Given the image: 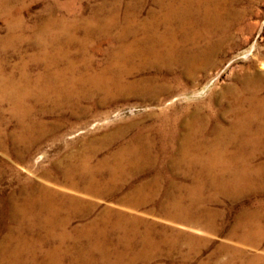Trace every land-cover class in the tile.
<instances>
[{"label": "rangeland", "instance_id": "rangeland-1", "mask_svg": "<svg viewBox=\"0 0 264 264\" xmlns=\"http://www.w3.org/2000/svg\"><path fill=\"white\" fill-rule=\"evenodd\" d=\"M161 1H1L0 70L4 76L11 72L17 78L21 72L35 76L46 64L53 62L51 57H57V51L65 49L66 34H71L75 40H84L90 21L114 18L119 20V24L101 33L94 26L93 32L87 35L90 68L97 71L106 69L108 63L114 65L106 72L104 79H110L108 87L100 90L85 88L86 98L80 100L77 106L72 104V107L51 109L42 116L37 114L47 132L25 155L19 145L15 149L0 146V248L14 227L5 215V199L19 203V187L40 182L64 194V197H76L79 200L76 204L78 209H82L79 205L88 204L86 208L91 211L90 215L85 213L72 219L69 226L72 236H76L74 228L80 229L109 211L113 218L114 214H119L117 220L126 226L132 245L129 255L138 251L145 241L161 247L151 264H264L262 143L255 148L244 149L245 155L249 151L254 152V155H248L253 167H263L257 176H253L258 181L250 183L238 193L215 194L214 189L206 183L204 189L197 191V199H202L198 202L199 210L210 211V218H207L210 229L198 220L188 222L191 221L188 220L190 213L198 211L196 205V211L184 213L187 222L171 218V214L179 211L171 206L176 199L181 200L179 208L190 202L186 189L179 187L191 186L194 176L189 178L176 174L171 181L170 174L163 172L153 201L135 205L143 201L144 193H136V185L152 183L157 169L166 164L162 159L157 158L158 162L154 160L158 149L157 133L161 126L168 130L176 128L174 131H178L179 136L188 131L190 124H205L206 134L220 125L227 126L231 119L227 107V86L244 75L256 73H262L264 82V0H222L226 7V19L233 16L234 20L229 29L231 36L222 44L223 52L211 65L188 67L185 62V65L176 62L149 66L137 61L115 65L110 50L119 46L116 37L128 24L130 27L127 31L132 29L129 34L134 37L141 36L144 24L159 31L164 29L160 21L162 11L158 6ZM10 25L14 29L13 37L9 40ZM175 25L172 27L175 28ZM110 34L113 38L111 41L108 38ZM127 40L130 41V37ZM203 45V41H196V48ZM78 50L76 43L69 46L71 55L78 53ZM76 62L78 65L82 63L80 55ZM122 70L124 72L120 73ZM262 91L260 94L263 95ZM71 103L75 102L71 100ZM42 104L45 110L51 108L47 101ZM6 107L4 104L5 111L0 114V132L17 131L18 123L11 118ZM78 112L80 115H77ZM128 147L141 150L143 157L150 153L151 164L127 169L124 174L117 170L110 182L109 168L120 165L117 161L121 163L124 157L121 150ZM89 148L94 152L89 164L98 169L91 182L92 188L87 189L84 182L78 188L71 189L64 184L62 177L56 175L65 169L66 164H70L66 158L68 154L79 156L88 153ZM234 149L231 147L229 151ZM14 150L21 155L20 158L13 153ZM171 182H174V186H171ZM203 182L206 180L203 179ZM149 191L146 189V194L149 195ZM248 219H254L253 224L261 234L256 235L251 231L253 235L248 233V236L242 227L236 228L241 224L238 222ZM24 233L28 234L26 231ZM119 236L116 231L110 232V238L102 244V249L112 253ZM73 239L66 243L73 249L83 248L86 243L82 237ZM51 247L47 245L44 249ZM41 256L38 255L36 263L46 264V258ZM93 256L100 258L96 252Z\"/></svg>", "mask_w": 264, "mask_h": 264}, {"label": "bare ground", "instance_id": "bare-ground-1", "mask_svg": "<svg viewBox=\"0 0 264 264\" xmlns=\"http://www.w3.org/2000/svg\"><path fill=\"white\" fill-rule=\"evenodd\" d=\"M158 6L162 11L160 21L164 29L159 31L144 24L141 36L134 37L133 34H129L132 29L127 31L130 27L128 24L116 37L120 42L119 46L110 50V56L115 65L131 61L149 66L170 65L176 62L183 64L185 62L188 67L213 64L223 52L222 44L231 36L229 29L234 20L233 16L226 19L224 2L222 0L215 2L211 0L165 2L163 0ZM174 23L175 28L172 27ZM88 24L90 28L86 30L84 40H75L74 36L66 34L65 49L57 51V57L54 55L51 57L53 62L46 64V67L35 76L32 77L25 72H21L18 78L13 72L4 76L0 70V114L5 111L3 109L5 104L6 111L18 123L17 131L0 132V146L15 149V146L19 145L25 155L47 132L44 122L36 117L37 114L42 116L48 114L51 109L72 107V104L77 106L80 100L86 98L84 90L87 89L85 88L100 90L108 87L110 79H104L106 72L114 65L108 63L106 69L97 71L90 68L87 59L89 55L87 35L93 32L94 26L99 29L100 33L103 30H111L118 26L119 20L111 18L103 21H90ZM13 29L14 27L10 25L7 35L9 40L13 37ZM127 37H130V41ZM108 38L110 41L113 39L111 34ZM198 40L204 42L203 47L196 48L195 44ZM72 43L79 46L75 56L69 53V46ZM97 49L99 48H95ZM79 55L82 60L80 65L76 62ZM226 90L229 93L227 96L228 114L231 116L227 126L220 125L206 134L205 124H190L188 131L181 136L178 131L175 133L176 128L168 130L161 126L158 129V149L154 160L158 162L157 158H159L166 164L161 166L163 168L157 169L155 173L157 175L153 177L152 183L142 182L136 185V193L142 191L144 193H142L143 201L135 205L153 201L154 196L157 195L156 191L160 186V176L163 172L170 174L171 181L176 174L189 178L194 176L191 186L181 185L179 187L186 189L190 202L187 206L179 208L181 200L178 201L175 198L177 201L175 200L171 206L179 211L171 214V218L175 221H186L184 213L196 211L194 208L196 205L198 211L190 213L188 220L191 221L188 222L195 223L193 220H198L211 228L207 219L210 218V211L199 210L198 202L202 199H197V191L204 189L206 183L214 189L215 194L218 192L238 193L247 188L250 183L258 181L253 176H257L264 166L262 168L253 167L249 160L251 157L248 155H254V152L249 151L245 155L244 149L255 148L260 143L264 144V94H260L264 90L262 73L244 75L235 83L227 86ZM71 100L75 103H71ZM44 101L49 102L51 108L45 110L42 104ZM37 106L39 107L36 108ZM80 112L77 115H80ZM231 147L235 149L229 151ZM13 153L18 158L21 157L15 150ZM141 154V150L132 147L122 149L121 155L124 157L122 159L118 157V159H121L123 163L117 161L120 165H116L114 169L109 168L110 182L115 178L117 170L124 174L127 169H138L150 165L151 154H145L144 157ZM93 155L91 148L88 153H81L79 156L68 154L66 158L70 164H66L65 169L58 172L56 176L62 177L64 184L71 189L78 188L80 183L84 182L87 183L86 188L91 189V182L98 171L89 164ZM145 159L149 161L142 162ZM203 179L206 182H203ZM170 184L174 186V182ZM19 188L21 202L5 199V215L14 227L8 232L6 236L8 240H5L4 246L0 248V263L2 264H37L39 254H42L41 257L44 255L46 264H151L157 252L160 253V246L145 241L138 251L129 255L128 251L132 245L126 226L117 220L120 217L119 214H114V218L116 217L114 219L109 211L100 219L82 225L80 229L74 228L76 236H72V231L69 229L71 221L74 216H81L85 213L90 215L91 211L86 208L88 204L79 205L82 209H78L76 204L79 200L76 197L69 195L64 197V194L40 182H30ZM146 189L150 190L149 195L146 194ZM253 222L254 219L244 222L241 220L238 222L241 224L236 228L242 227L248 236L251 231L256 235L261 234ZM112 231L118 232L120 236L111 253L102 249V244L110 238ZM81 237L86 241L83 248L75 249L74 247L73 249L72 246L66 244L73 238ZM47 245L52 247L44 249ZM95 252L100 255V258H94Z\"/></svg>", "mask_w": 264, "mask_h": 264}]
</instances>
